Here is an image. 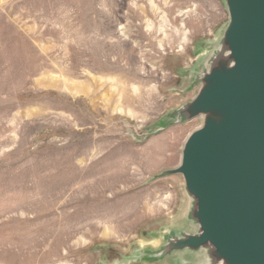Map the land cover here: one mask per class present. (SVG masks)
Masks as SVG:
<instances>
[{
    "label": "rangeland",
    "instance_id": "1",
    "mask_svg": "<svg viewBox=\"0 0 264 264\" xmlns=\"http://www.w3.org/2000/svg\"><path fill=\"white\" fill-rule=\"evenodd\" d=\"M222 0H0V264H118L183 210L198 120L155 133Z\"/></svg>",
    "mask_w": 264,
    "mask_h": 264
},
{
    "label": "water",
    "instance_id": "2",
    "mask_svg": "<svg viewBox=\"0 0 264 264\" xmlns=\"http://www.w3.org/2000/svg\"><path fill=\"white\" fill-rule=\"evenodd\" d=\"M227 22L155 133L198 120L176 167L179 219L118 264H264V0H222Z\"/></svg>",
    "mask_w": 264,
    "mask_h": 264
}]
</instances>
